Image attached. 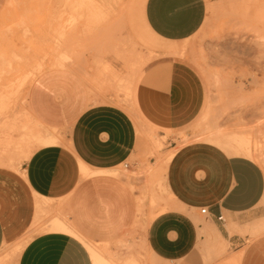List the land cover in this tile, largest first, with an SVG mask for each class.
Segmentation results:
<instances>
[{"label":"crops","instance_id":"obj_1","mask_svg":"<svg viewBox=\"0 0 264 264\" xmlns=\"http://www.w3.org/2000/svg\"><path fill=\"white\" fill-rule=\"evenodd\" d=\"M215 1L142 0L144 26L160 41L184 43L203 28ZM2 4L0 0V12ZM118 8L109 12L110 21ZM166 54L177 57L182 50L173 47ZM147 59L144 56L136 72L130 69L134 60L128 59V78L117 86L125 91L131 80L127 101L108 89L93 88L68 66L45 70L32 80L26 91L28 118L60 143L35 146L20 169L0 165V253L31 236L17 264H96L87 245L134 237L147 256L161 264H189L205 238L200 219L207 209L209 224L220 240L235 246L229 259L264 264V239L248 245L236 233L262 224L263 170L254 160L228 155L209 143L192 141L178 147L179 136L191 139L208 113L212 101L208 83L182 59L160 62L142 72ZM7 129L0 123V140L8 135ZM152 135L169 138L164 154L175 151L161 169L165 189L181 209L166 211L143 229L134 182L141 162L156 164L150 156ZM151 140L155 146L157 141ZM82 164L92 172L88 177L82 174ZM47 204L53 217L34 225ZM60 215L65 221H58L76 236L54 229L53 223L49 232L38 233ZM99 256L114 264L110 254L99 251Z\"/></svg>","mask_w":264,"mask_h":264},{"label":"rangeland","instance_id":"obj_2","mask_svg":"<svg viewBox=\"0 0 264 264\" xmlns=\"http://www.w3.org/2000/svg\"><path fill=\"white\" fill-rule=\"evenodd\" d=\"M1 2L0 95L5 93L10 99H0V123L8 128V135L0 140V165L11 170L20 169L26 161L24 158L45 145L40 139L49 134H43L47 132L29 120L26 91L40 73L56 68L52 64L57 57L70 59L66 69L82 77L93 88L108 89L127 101V90H118L117 86L120 79L128 78V59L134 60L130 69L136 72L144 56H149L142 72L160 62L182 59L192 63L208 83L212 97L208 113L193 130L191 139L179 136L178 147L200 141L232 155L216 140L234 143L244 136L251 141L252 161L264 173V0L215 1L209 5L208 17L200 32L176 45L160 41L146 30L142 0ZM118 6L117 17L112 22L108 19L109 12ZM173 47L181 49L183 57L167 55ZM151 138L160 146H153ZM168 139L158 135L149 138L150 156L156 158V164L147 162L144 166L141 162L135 175L134 188L139 193L138 219L143 229L166 211L181 209L166 192L160 169L162 159L172 153H163L170 147ZM91 174L88 170L86 177ZM47 208L48 204L43 206L34 225L53 217ZM260 209L262 224L258 229L251 231L252 224L236 231L248 245L264 239V200ZM207 216L200 219L204 224L200 234L205 238L196 249L197 257L189 264H228L229 257L235 255V246L223 243L217 237ZM58 219L65 221L61 215L60 218L55 216L47 225L41 226L38 233L49 232L52 223ZM31 238L4 247L0 264H17ZM93 244L101 252L110 254L114 264H133L134 261L161 264L153 255L148 257L143 245L134 237L125 242Z\"/></svg>","mask_w":264,"mask_h":264},{"label":"bare ground","instance_id":"obj_3","mask_svg":"<svg viewBox=\"0 0 264 264\" xmlns=\"http://www.w3.org/2000/svg\"><path fill=\"white\" fill-rule=\"evenodd\" d=\"M244 4V2L242 3ZM177 57H183V55L179 54L177 55ZM70 59L66 58L65 56H60L59 58L57 57V60L53 63V67H56V68H66L68 64V61ZM70 62V61H69ZM39 69V68H38ZM131 81V80H130ZM130 81H127L126 83V89L127 90H130V86H131V82ZM246 137V136H245ZM152 139V138H151ZM228 139V138H227ZM231 139V138H230ZM43 143L45 144H48V143H56V144H59V139H57L55 136L49 134V135H46L44 138H41L40 139ZM155 140V139H154ZM153 140V141H154ZM212 142V141H211ZM216 142L220 143L221 145H223L228 152H230L232 155H240L242 154L243 156L247 157V158H252V152H253V149H252V146H251V141L247 138H244V136L242 137H239L237 140H235L234 143H231V142H228V141H220V140H216ZM155 143V142H153ZM156 148L160 146V143H156L155 144ZM241 151V152H239ZM175 153V151H172V153H169L168 155H166V157H164L162 159V162H161V168L164 167L165 165L168 164V162L170 161V159L172 158L173 154ZM164 156V155H163ZM252 160V159H251ZM160 168V169H161ZM88 168L82 164V174L86 177L87 175V172H88ZM162 170V169H161ZM163 171V170H162ZM113 175H116L115 173H113ZM166 192L168 193V191L166 190ZM169 195V194H168ZM170 196V195H169ZM171 197V196H170ZM46 203V202H45ZM56 229H59L61 231H69V233H71L72 235L76 236L75 233L72 231V230H68V227L65 226L62 222H55V224H53ZM53 226V227H54ZM54 227V229H55ZM53 229V230H54ZM214 233L217 235V237L219 238V234L216 230V228L214 227L213 229ZM220 239V238H219ZM87 248L94 260V262H96V264H107V262L105 260H103L100 256H99V249L96 248L95 246H91V245H87ZM97 259V260H96ZM228 264H238V261H237V258L236 257H233V258H230L228 259Z\"/></svg>","mask_w":264,"mask_h":264},{"label":"built area","instance_id":"obj_4","mask_svg":"<svg viewBox=\"0 0 264 264\" xmlns=\"http://www.w3.org/2000/svg\"><path fill=\"white\" fill-rule=\"evenodd\" d=\"M201 214L204 215V216H207V215H208V213H207V209H203V210L201 211ZM219 221H223V218L220 217V218H219Z\"/></svg>","mask_w":264,"mask_h":264}]
</instances>
